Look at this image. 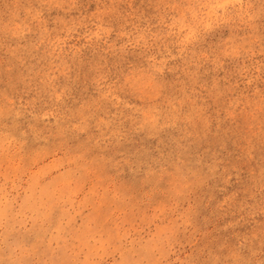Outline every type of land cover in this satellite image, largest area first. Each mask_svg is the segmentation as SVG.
Listing matches in <instances>:
<instances>
[{"label":"rangeland","instance_id":"obj_1","mask_svg":"<svg viewBox=\"0 0 264 264\" xmlns=\"http://www.w3.org/2000/svg\"><path fill=\"white\" fill-rule=\"evenodd\" d=\"M0 264H264V0H0Z\"/></svg>","mask_w":264,"mask_h":264}]
</instances>
